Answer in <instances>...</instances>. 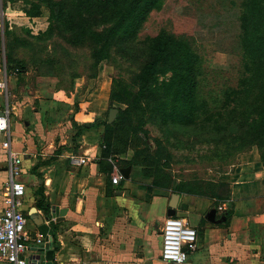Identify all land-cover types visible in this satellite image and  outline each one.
<instances>
[{"label": "crops", "instance_id": "obj_1", "mask_svg": "<svg viewBox=\"0 0 264 264\" xmlns=\"http://www.w3.org/2000/svg\"><path fill=\"white\" fill-rule=\"evenodd\" d=\"M103 70L101 64L95 77H76L68 88L49 74L7 73L0 55V81L7 86L6 93L0 91V111H10L7 131L0 132V216L9 163L1 143L8 141L21 157L16 179L24 185L19 209L31 237L26 257L36 254L34 238L42 237L34 222L46 216L36 203L41 189L48 214L58 215V221L50 216L44 220L56 244L53 248L48 242L50 264H172L159 257L160 227L172 193L149 192L150 182L138 167H130L117 186L111 184L106 165L100 163L102 126L77 134L78 126L105 117L110 74ZM70 156H86L88 161L73 166ZM226 183L227 194L218 201L179 194L175 216L197 234V248L184 264H264V160L256 149L238 155ZM211 208L216 209L215 218L224 211L225 220L229 211L228 221L208 222L205 216Z\"/></svg>", "mask_w": 264, "mask_h": 264}, {"label": "trees", "instance_id": "obj_2", "mask_svg": "<svg viewBox=\"0 0 264 264\" xmlns=\"http://www.w3.org/2000/svg\"><path fill=\"white\" fill-rule=\"evenodd\" d=\"M14 1L1 0L2 8ZM20 1L26 6L25 21L41 17L46 11L47 23L43 29L23 27L14 31L3 18L0 52L2 46L7 73L21 75L29 65L40 70L41 66L53 68L58 63L60 75L56 72L54 76L61 80V75L68 73L66 87L71 88L79 76L72 70L73 55L78 50L88 53L89 62L83 65L86 78L95 77L102 62H119L135 70L128 78H111L102 121L78 126L77 134L97 124L102 126L100 163L106 165V174L111 172V157L121 167H138L150 180L149 192L224 199L227 188L225 194H220L217 184L172 180L161 168L171 159V153L159 138H153L151 146L144 128L148 123L157 124L164 133L177 128L207 132L213 136L212 155L220 159L255 147L264 160V0H240L238 40L243 74L235 88L224 91L220 106L211 105L200 94L202 60L186 40L164 30L139 39L144 22L153 10L160 9L162 0ZM58 51L64 61L51 58L50 54ZM111 108L117 110L116 116L107 123ZM128 150V159H116ZM36 193L40 197L37 206L48 214L42 190ZM229 216L227 211L225 222ZM50 244L56 247L53 237Z\"/></svg>", "mask_w": 264, "mask_h": 264}, {"label": "rangeland", "instance_id": "obj_3", "mask_svg": "<svg viewBox=\"0 0 264 264\" xmlns=\"http://www.w3.org/2000/svg\"><path fill=\"white\" fill-rule=\"evenodd\" d=\"M239 4L240 0H162L160 9L153 10L149 14L138 37L143 39L164 30L186 40L202 60L200 94L211 105L220 106L223 102L224 91L235 88L243 74L238 40ZM24 8H26L24 3L16 0L8 3L3 9L0 0L1 33L4 17L14 31L16 29L19 31L23 27H32L33 30L45 28L46 11L41 17L25 21ZM0 55L4 58L2 46ZM50 56L53 59L58 58L64 61L59 51L51 53ZM73 59L75 63L72 70L79 75L78 78L84 76L87 72L83 65L89 62L88 53L86 50L75 51ZM108 63L102 62L101 64L105 67L103 72H109L110 80L118 75L128 78L131 72L135 71L134 68L119 62ZM28 67L26 72L32 71L30 74H49L60 86L66 87L69 84L68 73L61 75L63 77L61 80L54 76V73L58 72V63L53 68L41 66L40 70L37 66L29 65ZM24 93L28 94L27 89ZM144 128L150 136L148 141L151 146L154 145L153 138H159L164 140L170 151L171 159L161 168L171 175L172 180L175 182L198 180L204 184H217V191L225 194L228 173L240 153L231 152L223 159L213 156L214 143L211 140L213 136L204 131L184 132V129L177 128V131L173 132L171 129L170 133H164L163 128L153 123H148ZM125 154H131V150Z\"/></svg>", "mask_w": 264, "mask_h": 264}, {"label": "built area", "instance_id": "obj_4", "mask_svg": "<svg viewBox=\"0 0 264 264\" xmlns=\"http://www.w3.org/2000/svg\"><path fill=\"white\" fill-rule=\"evenodd\" d=\"M0 91L6 93V81H0ZM10 111L7 107L0 111V132L7 131ZM1 146L8 154V181L4 187V208L0 216V264H34L24 255L27 242L31 240L25 230V216L19 209L20 198L24 193V185L16 178L21 174V157L18 152L11 150L9 142L4 141ZM86 156H70L69 162L73 166L87 163ZM111 163L110 183L117 186L123 179L115 160L108 158ZM160 254L165 262L184 264L187 255L197 248V234L193 226L177 216L165 217L160 227ZM34 241L44 244L43 237H36Z\"/></svg>", "mask_w": 264, "mask_h": 264}, {"label": "water", "instance_id": "obj_5", "mask_svg": "<svg viewBox=\"0 0 264 264\" xmlns=\"http://www.w3.org/2000/svg\"><path fill=\"white\" fill-rule=\"evenodd\" d=\"M116 112H117V110L115 108H111L108 110L107 123H111L114 120V118L116 116ZM129 170H130L129 166L119 168V171L123 175L124 179L128 177ZM178 199H179V194H177V193L171 194L169 201H168V208L166 211L167 217L175 215V209L177 206ZM215 213H216V209L211 208L206 213V216H205L206 220L208 222L215 223V224H218V223L225 221L226 213L224 211L220 214L219 218H215ZM58 214L61 215L62 212H59ZM49 216L52 217V219L54 221H58V218H57L58 215L55 214L54 211L50 212L49 214H46L45 217L39 216L34 221L35 225L38 228L39 234H40V236L43 237V240L45 243L39 245L38 248L35 249L36 254H34L30 258H28V260L31 263H34V264H50V262H51L52 250L48 249V242H51V238L48 235H50L51 229L49 227L50 224H49V226H48V224H44V220L48 221Z\"/></svg>", "mask_w": 264, "mask_h": 264}]
</instances>
